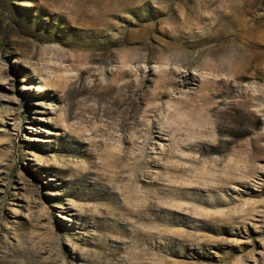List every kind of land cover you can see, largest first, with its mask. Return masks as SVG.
<instances>
[{"label":"rangeland","instance_id":"374dc122","mask_svg":"<svg viewBox=\"0 0 264 264\" xmlns=\"http://www.w3.org/2000/svg\"><path fill=\"white\" fill-rule=\"evenodd\" d=\"M106 2L0 0V264H264V0Z\"/></svg>","mask_w":264,"mask_h":264},{"label":"bare ground","instance_id":"6f19581e","mask_svg":"<svg viewBox=\"0 0 264 264\" xmlns=\"http://www.w3.org/2000/svg\"><path fill=\"white\" fill-rule=\"evenodd\" d=\"M112 5H113V0L111 1V0H108V2H106V4H105V6H104V10H103V12L101 13L102 14V16H103V14L104 13H110L111 12V10H112ZM225 19V18H224ZM223 20V19H222ZM92 29V28H91ZM94 32V31H93ZM92 32V33H93ZM94 35H95V33H94ZM219 151V150H218ZM224 178V177H223Z\"/></svg>","mask_w":264,"mask_h":264}]
</instances>
